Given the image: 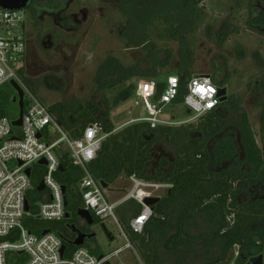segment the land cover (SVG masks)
I'll list each match as a JSON object with an SVG mask.
<instances>
[{"label":"rangeland","instance_id":"obj_1","mask_svg":"<svg viewBox=\"0 0 264 264\" xmlns=\"http://www.w3.org/2000/svg\"><path fill=\"white\" fill-rule=\"evenodd\" d=\"M121 1L75 0L71 11L79 13L83 9L91 14L90 20L79 31L66 35L57 31L54 34V48L50 39L43 37L45 34L41 37L34 36L28 43L27 69L23 77L44 105L51 109L58 103H64L71 110H76L80 105L93 102L99 105L103 112L109 111L115 128L113 134L118 135L134 125H139L137 119L147 118L145 107L136 97L137 84L148 80L166 81L170 76L178 75L180 53L182 49H186L193 52L192 77L216 74L217 81L227 88L228 97L236 98V105L230 108L235 111L236 117L232 119L229 115L230 121L238 122L240 115L246 113L260 144L264 102V34L252 29L248 21L250 4L263 5V0H202L197 5V10L191 9L195 3L191 2L185 12L180 9L177 0H134L135 8H128L130 13L138 16L145 13L153 18L150 25L138 27V34L151 42L148 50L158 52L164 60L169 57L171 59L166 67H159L154 76L151 66H135L137 61L144 57L136 43L138 40L132 43L120 38L118 28L121 23ZM173 10L181 12L178 14L183 18V25L175 18L176 15L171 14ZM24 12L27 17L29 11ZM184 18H188L189 22ZM0 38H6L5 32H0ZM109 64L121 67L115 76L110 73V68L105 69ZM136 72L140 75H136ZM5 89H10L12 94L16 95L13 87H2L0 91ZM129 89L134 90L131 98L118 103L117 100L122 97L124 91ZM7 113V116L16 119L18 104L12 102ZM163 118L169 123L165 127H173L176 131L174 134L181 137L179 148L162 139L155 141L151 148L150 165L156 167L162 161H167L169 165L159 169L167 172L176 163L178 150L190 147L185 135L191 133L195 138L199 136L196 129L203 117H194L185 106L175 104L165 108ZM60 125L67 131L64 125ZM86 125L83 121L78 129L83 130ZM57 137L59 135L56 133L51 139ZM104 138L106 140L108 136ZM210 148L211 152L214 151L213 143ZM231 163L234 168L235 162ZM230 167V164L226 165L222 171H227ZM149 172L156 174L152 168ZM43 177L44 167L35 165L32 180L42 181ZM233 187L237 189L238 182L233 183ZM132 188L133 183L129 177L123 175L107 189L106 194L111 203L123 202L115 210L117 220H98L91 228L95 238L87 240L84 245L97 257L125 249L108 264H146L139 250L134 247V238L128 228L137 212L136 208L125 201ZM157 196L164 200L167 191L163 190ZM67 213L71 216L76 214L72 202L67 208ZM179 215L174 214L168 227L160 233L157 248L161 264L182 262L180 255L165 248L166 241L175 231ZM228 221H233V216ZM38 224L33 228L35 234L52 228L60 235L70 230L73 220L70 218L61 222L39 221ZM215 226L207 216L201 214L187 222V232L199 236L214 231ZM254 232L264 235V226L255 227ZM129 244L131 247L126 249L125 246ZM222 244V240H215L210 244H196L185 250L187 252L181 256L183 264H207L215 261L223 255ZM254 254V257L264 256L259 249H255ZM238 255L239 247H235L220 264H237Z\"/></svg>","mask_w":264,"mask_h":264},{"label":"trees","instance_id":"obj_2","mask_svg":"<svg viewBox=\"0 0 264 264\" xmlns=\"http://www.w3.org/2000/svg\"><path fill=\"white\" fill-rule=\"evenodd\" d=\"M178 1L180 9L185 12L187 5L191 2H195L191 9L197 10V5L202 0ZM120 4L121 12H129V7L135 8L134 0H122ZM249 7L248 25L256 32L264 34V0L263 5L253 3ZM178 13L181 12L177 10L171 12L176 15L175 18L181 24L184 21ZM184 19L189 22L188 18ZM185 50L182 49L180 53L181 61L177 68L182 84L176 103L179 105L185 94L183 85L192 78L193 52ZM106 67L110 68V73L113 75L121 69L111 64L106 65L105 69ZM158 68H152V76ZM213 78L220 86L222 85L214 76ZM158 83L163 89L164 81H158ZM133 92V89L124 91L117 102H126ZM11 94L10 89L0 91V118L7 117V109L12 103ZM235 99L233 96L228 97L215 111L203 116L196 129L199 133L198 137L195 138L191 133L185 135L190 142V147L178 150L177 161L167 172L159 170L169 165L167 161H162L156 167L150 165L151 148L159 139L178 147L181 144V137L174 134L176 131L173 127L159 126L152 129L149 124L140 123L126 129L123 133L114 135L115 128L110 120L109 111L103 112L101 107L93 102L80 105L76 110H71L64 103H58L50 109L74 138L81 135V130L78 128L83 121L87 124L85 127L96 125L100 128L102 135L108 136L102 144L97 160L89 167L96 180L110 187L124 175L171 186L165 199L154 207V216L145 227L144 234L131 233L134 238V247L139 250L146 264H161L157 248L160 233L168 227L174 214L180 215L175 224V231L166 241L165 248L171 253L180 255L182 260L180 264H183L181 256L187 252L185 250L196 244H210L215 240H222L223 255L207 264H220L235 247H239L237 264H247L255 256V249H259L261 254L264 253V235L254 232L255 227L264 226V102L260 145L246 113L240 115L238 122L230 121L231 116L232 119L236 117L235 111L230 110L237 103ZM212 143L215 149L211 152L210 144ZM231 162H235L234 168ZM62 163L66 172L59 174V179L67 189L68 208L71 202L73 203L75 195L73 186L77 187L83 179V173L67 158ZM229 164L231 169L222 171ZM150 168L156 172L155 175L149 172ZM236 182H238L237 189L233 187V183ZM40 183L41 181L37 179L32 181L33 188L28 198L33 205L40 201L43 194L37 191ZM128 202L130 206L137 209L136 215H138L142 206L134 200ZM73 205L76 211L80 208L74 203ZM201 214L207 216L211 223H215V229L193 236L187 232V222ZM231 216L233 221L229 222L228 219ZM71 218L74 223L78 217L74 214ZM28 223L37 225L38 221L30 220ZM46 230L54 232L52 228H46ZM70 230L60 236L64 239L67 250L73 251L76 247L70 244L73 241Z\"/></svg>","mask_w":264,"mask_h":264},{"label":"built area","instance_id":"obj_3","mask_svg":"<svg viewBox=\"0 0 264 264\" xmlns=\"http://www.w3.org/2000/svg\"><path fill=\"white\" fill-rule=\"evenodd\" d=\"M25 23L24 10L8 11L0 6V32L6 35V38H0V88L12 87L11 83L15 81L24 92L22 126H13L19 118V107L16 119L9 116L0 118V264H108L124 248L102 258L91 254L85 247H76L73 251L66 248L62 256L64 239L59 234L51 231L43 235L45 229L35 234L33 228L36 224L28 223L30 220H65L67 200L64 184L59 179V174H62L59 167L65 158L83 173L77 187L73 186L74 192L81 197L82 208L92 213L93 217L100 221L109 218L117 220L115 210L123 202L111 203L102 182L93 177L89 168L97 160L105 140L100 128L89 125L81 130L78 138H74L62 128L50 108L24 80L27 69ZM164 84L163 89L155 80L137 84L136 97L145 107L147 118L137 119L136 122L147 123L152 129L169 124L163 118L164 110L177 103L182 84L178 75L170 76ZM219 89L220 85L213 76H193L183 85L185 94L181 105L194 117H203L222 103ZM56 133L59 137L52 140ZM39 134H42L41 138H38ZM41 160L47 162L46 166H42V181L47 193L33 205L28 195L33 188L34 166ZM29 168H32L31 176L26 173ZM129 180L133 188L125 201L134 200L142 206L141 212L130 222V230L134 234H142L154 216V207L146 206L145 199L156 198L159 192L168 191L171 186L136 176ZM27 202L29 211H26Z\"/></svg>","mask_w":264,"mask_h":264},{"label":"flooded vegetation","instance_id":"obj_4","mask_svg":"<svg viewBox=\"0 0 264 264\" xmlns=\"http://www.w3.org/2000/svg\"><path fill=\"white\" fill-rule=\"evenodd\" d=\"M75 0H32L29 8V15L26 17L25 23V36L27 40V53L28 43L32 41L34 36H43L49 38L52 47L54 48V34L57 31L63 32L65 35L79 31L84 24L90 20V13L81 9L79 13L71 11L72 5ZM121 23H119L118 32L121 40L131 41L132 43L136 40L138 47L142 50L143 58L141 57L136 67L143 64L147 67H166L170 62V57L166 60L162 59L158 52L148 50L151 42L145 39V36L138 34L139 25L148 26L151 24L153 18L149 17L148 14L138 16L137 14L130 12H119ZM166 19V18H164ZM137 32V33H136ZM139 35V36H138ZM140 38V39H138ZM166 61V62H165ZM167 63V64H166ZM180 61H178L179 65ZM138 73L136 72V75ZM115 76V75H113ZM216 79V74L213 75ZM221 84V83H220ZM73 203L78 207L82 206L81 197L78 193H75L73 197ZM95 225L99 219L95 218ZM73 225L83 232L84 234L91 236L95 233L91 230L93 226H88L82 220L77 218ZM94 225V226H95ZM72 239H76V233L70 230ZM95 238V237H92ZM91 238V239H92ZM87 242V241H86Z\"/></svg>","mask_w":264,"mask_h":264},{"label":"water","instance_id":"obj_5","mask_svg":"<svg viewBox=\"0 0 264 264\" xmlns=\"http://www.w3.org/2000/svg\"><path fill=\"white\" fill-rule=\"evenodd\" d=\"M31 2H32V0H0V6L2 9L8 10V11H21V10L25 11L29 8ZM11 85L16 90V92L18 93L17 95H13L12 102L17 103L18 107H19V118L17 121L13 122V126L19 128L22 126V120H23V115H24V92L15 81H12ZM227 92H228L227 88L224 87L222 84L220 86V89H219V97H221L222 102H225L228 99ZM41 136H42V134H39L38 138H41ZM37 165L38 166H46L47 162L45 160H41L37 163ZM59 171H60V173L66 172V169H65L63 164L60 165ZM26 173L28 176H31L32 168H29L26 171ZM102 185H103L104 189L109 188L108 184L102 183ZM45 190H46V186H45L44 182L41 181L40 185L37 187V191L38 192H44ZM63 191L66 194L67 189L65 186H63ZM160 202H161L160 198H147V199H145L144 204L146 206L155 207ZM65 206L66 207L68 206L67 201L65 203ZM29 210H30V205L27 202L26 211H29ZM76 216L80 220H82L84 223H86L88 226H94L95 225V219H94L92 213L83 209L82 207L77 209ZM70 218H71V215L69 213H67L65 216V219H70ZM70 229L72 232L76 233V236H77L75 240L70 242V244H73L75 247H84L87 240L91 239L92 237H95V235L88 236V235L84 234L83 232L78 230L74 225H72ZM105 231H107V230L105 229ZM50 232H51V230H46V231H44L43 235H46ZM109 236H110V234H109ZM66 248L67 247L64 244V246L61 250L62 256H64ZM103 256L104 255H101L100 258H102ZM247 264H264V256L260 255L258 257H253L252 259H250L248 261Z\"/></svg>","mask_w":264,"mask_h":264},{"label":"crops","instance_id":"obj_6","mask_svg":"<svg viewBox=\"0 0 264 264\" xmlns=\"http://www.w3.org/2000/svg\"><path fill=\"white\" fill-rule=\"evenodd\" d=\"M39 185H40V184H39ZM106 190H107V189H106ZM129 191H130V190H129ZM46 193H47V192L44 191L43 194L41 195V198H43V197L46 195ZM129 227H130V225H129ZM129 229H130V228H129ZM45 230H46V229H45ZM130 231H131V230H130ZM131 233H132V232H131ZM125 247H126V246H125ZM121 249H122V248H121ZM126 249H127V248H126ZM124 250H125V249H124ZM124 250H123V251H124ZM121 253H122V252H121ZM121 253H120V254H121ZM120 254H119V255H120ZM119 255H118V256H119Z\"/></svg>","mask_w":264,"mask_h":264},{"label":"bare ground","instance_id":"obj_7","mask_svg":"<svg viewBox=\"0 0 264 264\" xmlns=\"http://www.w3.org/2000/svg\"><path fill=\"white\" fill-rule=\"evenodd\" d=\"M157 198V197H156Z\"/></svg>","mask_w":264,"mask_h":264}]
</instances>
